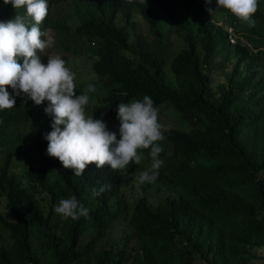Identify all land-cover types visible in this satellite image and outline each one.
I'll use <instances>...</instances> for the list:
<instances>
[{"label": "trees", "instance_id": "trees-1", "mask_svg": "<svg viewBox=\"0 0 264 264\" xmlns=\"http://www.w3.org/2000/svg\"><path fill=\"white\" fill-rule=\"evenodd\" d=\"M70 3L68 14L59 12ZM42 30L79 77L88 62L96 87L87 113L117 121L120 102L150 96L168 125L154 183H140L150 149L124 170L89 165L82 176L47 154L49 102L21 94L0 110V264H253L264 261V0L253 19L216 0H48ZM26 9L0 0V21ZM227 26L234 28L236 44ZM88 55L68 57V42ZM22 63V60L20 61ZM76 92L86 87L77 80ZM12 92V89H8ZM159 112V115H160ZM23 126L27 129L21 131ZM110 186L97 197L92 190ZM76 198L87 217L54 209ZM119 224H124L120 226Z\"/></svg>", "mask_w": 264, "mask_h": 264}, {"label": "clouds", "instance_id": "clouds-1", "mask_svg": "<svg viewBox=\"0 0 264 264\" xmlns=\"http://www.w3.org/2000/svg\"><path fill=\"white\" fill-rule=\"evenodd\" d=\"M205 2L212 4V0ZM216 2L215 10L207 8L210 14L223 8L249 26H255L253 17L260 0ZM4 3L17 10L26 9V16L17 14L7 22L0 21V110L15 107L16 97L21 94L37 106L49 102L45 112L53 122L52 131L45 135L47 154L57 158L65 169L73 170L76 176H82L91 164L112 170H124L132 163L139 165L144 159L141 150L150 149L151 166L138 179L142 184L154 183L164 163L160 159L163 147L159 142L165 139L168 127L160 122V110L153 99L144 95L142 99L120 102L119 131H110L103 119H96L86 111L89 93L96 92V87L90 84L78 95L76 74L59 54L49 55L46 64L42 62L41 54L55 44L51 29L41 28L49 14L48 0H4ZM108 187L94 188L93 197ZM54 211L72 220L89 215L76 196L61 198Z\"/></svg>", "mask_w": 264, "mask_h": 264}, {"label": "rangeland", "instance_id": "rangeland-1", "mask_svg": "<svg viewBox=\"0 0 264 264\" xmlns=\"http://www.w3.org/2000/svg\"><path fill=\"white\" fill-rule=\"evenodd\" d=\"M71 7L72 5L70 3H68L66 5V7H60L59 8V12L63 13V14H68L71 11ZM41 28H45V27H41ZM68 54L66 55L69 59L70 64H74L75 61V57L78 55H88L89 54V50H88V46H87V41L83 40L82 42H77L76 39L71 38V40L68 42ZM91 66L89 65L88 62H85L83 64V66L81 68L78 69L77 73L79 74H83L82 77H79V75H76L77 80L79 79H84V86L87 88L90 84L94 85V81L92 79V75H91ZM89 95L93 98V100L97 101L96 96H94V93H89ZM97 109H92L90 112H88L89 115H94L97 114ZM160 122L165 124L166 126H168L169 124L171 125H177L179 123V116L174 113L173 111H171L169 108L164 107L161 112H160ZM107 124V123H106ZM119 124L120 121H113L108 125V128L110 131H116L118 133L119 131ZM27 129V126H23L20 130L24 131ZM119 138V135H118ZM144 159H142V161H144L146 158H148L147 155H143ZM120 226H123L124 224H119ZM253 264H264L263 260H259V261H255Z\"/></svg>", "mask_w": 264, "mask_h": 264}, {"label": "built area", "instance_id": "built-area-1", "mask_svg": "<svg viewBox=\"0 0 264 264\" xmlns=\"http://www.w3.org/2000/svg\"><path fill=\"white\" fill-rule=\"evenodd\" d=\"M227 30H228V32H229V39H230L231 43H232V44H236V37H238V36H237V34L235 33L234 28L231 27V26H227Z\"/></svg>", "mask_w": 264, "mask_h": 264}]
</instances>
